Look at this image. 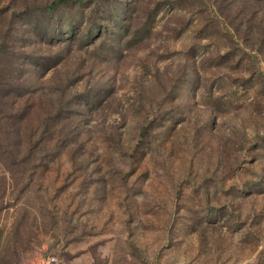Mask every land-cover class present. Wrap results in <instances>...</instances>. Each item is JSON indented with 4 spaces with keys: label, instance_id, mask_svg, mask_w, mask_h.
<instances>
[{
    "label": "rangeland",
    "instance_id": "rangeland-1",
    "mask_svg": "<svg viewBox=\"0 0 264 264\" xmlns=\"http://www.w3.org/2000/svg\"><path fill=\"white\" fill-rule=\"evenodd\" d=\"M0 264H264V0H0Z\"/></svg>",
    "mask_w": 264,
    "mask_h": 264
},
{
    "label": "trees",
    "instance_id": "trees-1",
    "mask_svg": "<svg viewBox=\"0 0 264 264\" xmlns=\"http://www.w3.org/2000/svg\"><path fill=\"white\" fill-rule=\"evenodd\" d=\"M57 2H58V1H55V2H53L52 4H49L48 6H49L50 8H48V10H52V9H54V7H55V5L57 4Z\"/></svg>",
    "mask_w": 264,
    "mask_h": 264
}]
</instances>
